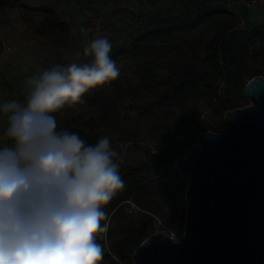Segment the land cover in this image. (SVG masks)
<instances>
[{
  "label": "rangeland",
  "instance_id": "rangeland-1",
  "mask_svg": "<svg viewBox=\"0 0 264 264\" xmlns=\"http://www.w3.org/2000/svg\"><path fill=\"white\" fill-rule=\"evenodd\" d=\"M43 6L55 10L68 31L45 28L44 15L36 11ZM231 26L247 82L250 70H264V0H0V100L23 101L28 77L67 65L77 53L84 62L83 48L92 39L107 36L112 43L119 78L54 114L58 130H80L87 141L108 136L120 166L141 171L145 194L135 191L123 211L119 205L105 209L110 223L101 241L102 264H134L138 243L156 233L180 239L188 179L176 162L186 156V140L196 131L221 133L225 113L202 90L169 106L159 102L171 76L193 63L216 78L219 95L233 100L235 109L251 104L244 86L226 83L204 62L207 41ZM143 68L151 74L147 90ZM3 131L0 117V137Z\"/></svg>",
  "mask_w": 264,
  "mask_h": 264
},
{
  "label": "clouds",
  "instance_id": "clouds-1",
  "mask_svg": "<svg viewBox=\"0 0 264 264\" xmlns=\"http://www.w3.org/2000/svg\"><path fill=\"white\" fill-rule=\"evenodd\" d=\"M111 51L92 39L84 62L77 53L28 77L23 101L0 100V264H102L105 209L125 186L119 154L108 136L58 130L54 114L119 78Z\"/></svg>",
  "mask_w": 264,
  "mask_h": 264
},
{
  "label": "water",
  "instance_id": "water-1",
  "mask_svg": "<svg viewBox=\"0 0 264 264\" xmlns=\"http://www.w3.org/2000/svg\"><path fill=\"white\" fill-rule=\"evenodd\" d=\"M245 96L226 131L202 133L176 162L188 179L180 239L147 237L134 264H264V77Z\"/></svg>",
  "mask_w": 264,
  "mask_h": 264
},
{
  "label": "trees",
  "instance_id": "trees-1",
  "mask_svg": "<svg viewBox=\"0 0 264 264\" xmlns=\"http://www.w3.org/2000/svg\"><path fill=\"white\" fill-rule=\"evenodd\" d=\"M36 11L44 15L45 28L51 30L60 29L64 32L68 31L67 23L60 21L57 18L55 10L52 8L43 6L36 8ZM233 29L234 26H231L229 29L217 32L207 41L204 62L209 64L215 73L226 83H232L235 88H240L242 86L246 87L248 81L245 82L246 74L242 69L245 64L235 53L232 40L236 36V33L232 31ZM263 73L264 70L253 68L250 70L249 80L256 76H260ZM140 78L142 87L146 90L150 89L152 85L151 74L145 68H143ZM215 81L216 78H211L209 73L199 69L195 64L183 63L171 76L169 80V90L162 94L159 103L163 106H169L174 101L184 99L192 93L202 90L206 97H209L215 102L214 109L219 108L226 114L228 111L234 110L237 107V104L233 100H224L223 97L219 95ZM98 103H100L101 106L106 105L104 102ZM206 126L208 130H213L214 128L211 124H206ZM219 129L221 132L228 129L225 121L220 123ZM76 133L90 144H95L98 141L97 139L87 141L86 135L80 130ZM195 133V137L186 140L185 147L188 150L195 146L199 136L202 134L199 130ZM140 174L141 171L137 168L120 166V175L125 186L120 192H118L108 206L115 208L119 205L117 211H123V202L128 197L132 196L135 191L140 192L141 195L145 194L144 191H146V189L140 179ZM143 241L138 243L137 248Z\"/></svg>",
  "mask_w": 264,
  "mask_h": 264
}]
</instances>
